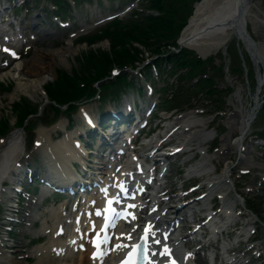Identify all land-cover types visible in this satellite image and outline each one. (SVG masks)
I'll return each mask as SVG.
<instances>
[{"label":"rangeland","instance_id":"1","mask_svg":"<svg viewBox=\"0 0 264 264\" xmlns=\"http://www.w3.org/2000/svg\"><path fill=\"white\" fill-rule=\"evenodd\" d=\"M19 1L21 0H17L16 2ZM25 1L21 7H12L11 3L7 4L5 0H0V24L4 26V29L11 26V24H8L11 23V18L16 23L18 22L23 28V40H21L23 42L18 45V51L20 52L19 58L14 59L8 65H4L0 61V66H2V68H0V122L4 124V118H6L4 116L6 115L9 121H11L8 123L11 129L13 127L12 120L14 119V111L10 108L13 102L16 100H24L25 103L33 105L37 103V101H43L44 103L45 96L42 93L41 88L45 82L53 78V73L55 74V69H57V67L66 72H72L81 67V64H79V58L85 53H88L89 47L94 49L100 47L108 48L109 43L107 36H101L100 39L89 43H86L85 40L78 39V36L91 35V33L93 34V32L100 29V27L108 20V18H106L107 15L114 13L110 12V10L117 8L115 13L121 18L126 15L124 14L125 12L140 6L142 2L141 0H76L74 5L71 0H66L68 1V5L63 8L64 12H58V14L55 15L56 19L53 20L52 15L55 14L56 11L53 9H48L46 13L40 11L43 4L48 5L50 0H32L31 4H28ZM251 1L250 11L253 12L254 18L245 16V30H247L252 40H254V43L264 51V0ZM126 2H128L127 8L122 7ZM2 6H6V8L3 9ZM51 7L54 8L53 6ZM189 9L191 10V8ZM1 11L3 12L1 13ZM153 11V9L148 10V12L151 13H153ZM143 12H146V10H143ZM4 17L8 18V20ZM243 28L244 25L242 26V29ZM240 40L241 39H239L236 33L231 32L230 37L222 48L205 56L207 57V61H210L211 57H214L213 61L215 67L212 68L211 75L212 80L218 82L215 85L219 86V88H224L225 86H229L230 88L227 93L223 94V100H218V103H220L218 108H222V110L217 111L216 113L208 114L213 109L212 104L210 105L208 101H202V103H200V108L187 109L186 105L180 104L179 108L181 111L177 109L170 110V112L162 111L160 110L161 106L159 98H162L165 95V92L159 90L158 87L166 85L168 80L166 81L163 75L155 76L152 77L151 80H147L151 83L152 89H154L151 97L157 100V106L152 114V119L149 120V125L152 128L154 124L157 123V118L168 116L171 111H173L170 119L161 123L165 127L163 130H166L172 124H181L179 128L181 133L175 135V140H178L175 141V143L181 144V142L185 140L183 146L190 149L182 154L172 155V157L167 160L169 165L173 162L172 167L170 166L169 170L166 171L169 178L164 179V177H162L161 181L165 180L163 182L166 184L167 181L172 183L173 185H171V187L172 189L175 188V193H180L187 188L186 186L188 184H193V182H191V179H193L191 178L193 173L188 172L187 169L192 166L191 164H194L199 160L200 153L198 152L203 151L205 153V162L212 168L207 167L214 170L215 173L212 172L199 181L206 182L208 177L211 178L214 175H219L220 171L226 167L227 175L225 181L220 182L219 193L225 194L227 200L231 201V207L234 214H240L236 216L238 224L235 232L231 235H220L216 232L208 233L203 237L202 241L204 246L198 248L194 260L195 264L196 261L199 264H208L206 261L209 259L213 264H221V260L218 261V258L223 256V253L221 252L222 243H225L226 246L233 247L234 253H231L230 256H240L239 259L241 264H264V135L262 136V139L259 140L255 139L253 135V132L258 131L259 129L264 130L262 128L264 127V84L262 83L263 86L258 88V73L256 72V67L258 65L259 68V64L254 61L256 58H254L252 53L249 52L247 44H243ZM38 50L52 52L51 56L54 61L50 62L52 68L50 67L45 71L43 76L41 75L42 77L40 76V83H42L40 87L38 85H27L25 90H22L18 87L17 77L25 79V76H21V74L20 76H17V73H12L11 70L16 61L30 58L34 52ZM58 50L64 51L61 53L63 56L58 57V55L55 54ZM2 56L3 55L1 54L0 59H2ZM227 64L233 66L231 73H229V70L227 69ZM234 72L240 75L233 76L232 73ZM262 78H264V74H262ZM140 83L142 86V82ZM257 88L259 89L258 97H262V103H259L252 121H250L245 127H242L241 124H237L235 133L233 132L234 134L231 133L228 135V125L231 124V122L234 123L235 120L238 119V115L239 118L242 119L247 112H250L254 108L253 98L256 95ZM135 93L136 91L132 90L133 98H135ZM145 98L146 94L144 93L141 99ZM85 102L83 103L84 107L88 110L94 109V102ZM233 111H237L238 115L232 116L231 112ZM182 114H190L191 118L189 117L188 120L191 121L192 119V121H194H191L192 123H198L200 125L198 126L199 132L197 135L189 138L187 130H181L182 126H187L185 125L186 122H177L174 120V117ZM33 117L35 116H30V119ZM59 119L64 123V127L65 124L68 123V128H66L65 132H70L81 122L77 109L70 119L67 120L63 115L59 116L56 121ZM40 126L44 125H41L39 120H34L33 126L28 127L26 133L22 132V137L24 139L23 152L19 155V161L28 162L30 156L34 155L33 140L35 139V132ZM257 127H259V129L256 130ZM162 131L160 126L156 128L157 134H159V132L162 133ZM204 132L207 133V136L203 137L202 135L205 134ZM5 134L0 133V139L8 135L5 136ZM50 135L51 137L60 136L61 133L54 130L50 131ZM151 135L153 134H148L147 139H149ZM71 138H67L69 143ZM221 140H227L232 143L231 150H229L227 154L225 152L219 154L220 150L225 146L224 142ZM144 142L145 140L138 139L136 145L141 147ZM240 148L243 149L240 150ZM141 151L146 152V149H141ZM191 152L193 153V156L182 163V160L189 157ZM239 156H241V160H238ZM241 170H247V173L242 174L240 173ZM178 172H180V174ZM187 179L188 181H186ZM180 184H182L183 188L180 187ZM201 184L203 186V183ZM180 188L182 190H179ZM212 189L208 188V191ZM2 194L5 195L6 193L3 192ZM246 198H252L255 201L254 210L258 213L260 219L255 217L253 212H250V210L244 206ZM218 201L220 202V198ZM52 202L54 201L47 198L42 202L43 205H38L39 211L37 215L40 219L39 223L46 217V215H44L46 213L45 206H50ZM58 202H65V200H59ZM19 204L21 205L22 202ZM26 206L29 210L34 209L29 205ZM195 207L199 210L197 204ZM218 207H220V203L215 206V210L218 209ZM1 209L2 206H0V213ZM203 212H205L204 208L199 211V214L202 215ZM185 223L188 224L192 222L186 221ZM25 227L27 228V232L23 233L22 236L21 233H18L12 237L14 239V246L12 247L14 250H9L8 255L11 254L13 256H18L21 252L28 254L31 248L34 247L32 245L39 243V241H36L30 245V243L27 242L33 234L39 232V224H32L31 227L26 225ZM190 227L191 226L186 227V230H189ZM252 228L255 229V232L252 234V239H255L253 241V249L251 252H248L249 250L244 252V243L241 244L237 240H242L245 238V235L243 233L237 235V232L244 230L249 233V229L251 231ZM14 229H19V227H14ZM177 231L184 230L178 228ZM198 236V234L190 235L191 238ZM195 244L196 243L191 244V242L188 241L184 243V245L191 247H195ZM257 252H259L260 255L257 258H254V255ZM31 259V264L37 261L33 257H31Z\"/></svg>","mask_w":264,"mask_h":264},{"label":"bare ground","instance_id":"2","mask_svg":"<svg viewBox=\"0 0 264 264\" xmlns=\"http://www.w3.org/2000/svg\"><path fill=\"white\" fill-rule=\"evenodd\" d=\"M250 5L251 0H199L198 3H196L193 7V12L190 14V16L187 19V23L185 24L184 28L181 30V34L178 38V43L187 47L193 48L197 54L201 55H208L211 54V52L216 51L217 49H220L224 46L227 39L230 37L231 32L236 33L238 37H242L243 40L246 41L248 48L250 49V52L254 54V61L259 64V72H258V88H261L263 86L264 78H262L261 68H263L264 73V51L259 48L256 43H252L249 41V39L245 36V31L242 29V26L245 24V16H249L251 18H254L253 12L250 11ZM240 8V10H239ZM236 9L239 10V16L237 18L236 16ZM241 39V38H240ZM64 51L58 50L55 54L58 55V57L63 56L61 53ZM51 51H36L30 58H24L23 60L16 61L15 65L13 66V69L11 70L12 73H17V76H25L24 78L17 77V84L18 87L22 90H25V87L27 85H38L41 86L42 83H40V78L43 76L45 71L49 69L51 66L50 62L53 61L51 56ZM54 62V61H53ZM55 64V63H54ZM52 68V67H51ZM42 75V76H41ZM41 76V77H40ZM257 88L256 95L253 98V109L250 112H247L242 119L239 118L238 112L233 111L231 112L232 116L238 115V119H234L235 122H231V124L228 125V132L227 134L230 135L231 133H235L236 131V125L241 124L242 127H245L247 124L252 121L256 109L258 108L259 103L261 102L260 98L258 97L259 89ZM78 111H82L83 114H85V119L87 118L90 120L91 125L101 128L99 124H97L95 121H91L90 117L88 116L87 112L84 110V105H81L79 107ZM124 117V116H122ZM190 117L189 114L187 115H181L174 117V120L177 122L185 121L187 126H182L181 130H187L189 133V138L193 137L198 134V126H200L198 123H192L194 121L188 120ZM191 118V117H190ZM234 118V117H233ZM236 118V117H235ZM196 122V121H195ZM230 123V122H229ZM64 123L59 119L58 121L50 124L48 127L40 126L37 128L35 132V146L34 149L43 151L42 157L44 160H47V175L48 178L51 179L53 176H55L54 180H51L52 183L62 186L64 182H67L72 175L70 174L68 167H70V159H76V161L79 162L80 166L84 167L85 161L82 158V150H81V144L78 143L77 146L71 147V142L69 143L67 141L68 137H72L77 139V128H74L70 132H61V135L51 137L50 131H54L56 129H62L64 126ZM174 124L170 125L172 127ZM181 124L177 126L176 134L181 133L179 131ZM170 127L168 129H170ZM200 128V127H199ZM167 129V130H168ZM240 129V128H239ZM63 130V129H62ZM167 130H164L163 134ZM241 130V129H240ZM23 130L15 129L11 131L4 139H0V193L4 191L7 186H4L2 182L5 181L8 171L14 170L16 174L22 173L21 170L13 165L21 164V161H19L20 156L23 152V137H22ZM233 133V134H234ZM68 136V137H67ZM100 138H108L109 133L108 131L99 132L97 134ZM176 137V136H175ZM179 137V136H178ZM182 137V136H181ZM71 138V140H72ZM229 138V137H228ZM188 139V138H187ZM74 140V139H73ZM116 140L121 141L122 143L125 142V138L123 137L122 132H116L113 134L112 142L115 143ZM163 139L159 138H153L150 137L147 142H144V148L139 147L137 148L138 151L141 149H148V147H154L152 151H155L156 148L160 145V142ZM181 140V139H180ZM178 141V140H176ZM224 142L225 146L222 150H220L219 154L221 152L228 153L229 150H231L232 143H230L227 140H221ZM185 140H183L180 143H177L178 145H181L182 149H186L183 147ZM119 148L114 149L113 151H110V154L107 155L108 160L111 161L114 158L119 156L120 151ZM190 150V149H188ZM35 151V150H33ZM57 151L62 152L63 155L66 157L64 161L58 162L57 160ZM177 151H171L170 153L166 154L164 156L165 159L172 157V155H176ZM200 157L197 162L194 164H191L192 166L188 168V171H194L195 169H201L200 163L206 164V167L208 164L205 162V153L203 151H200ZM191 155L189 157H186L183 159H189L191 156H193V153H190ZM142 156L144 158H148L149 154L142 153ZM70 158V159H69ZM164 159V160H165ZM159 160V159H158ZM238 160H241V156H239ZM182 161V162H183ZM100 163H102L100 161ZM107 162H105L103 166H107ZM133 164V161L129 160L127 165V171L131 168V165ZM154 167V164L152 165ZM210 167V166H208ZM104 167H100L99 165H95L94 169H103ZM145 172L150 174V167H145ZM212 168V167H210ZM209 173L208 169L199 172L198 175L200 176H206ZM227 168H223L220 171V175H218L217 178H214L213 180H208L207 186L208 188H217L218 182L225 181ZM61 175V176H56ZM66 176V177H65ZM149 176V175H148ZM90 178L89 173H87L86 176H78L77 178V187H75L73 192L80 193V195H83L85 193V190L87 189V183L90 182L88 180ZM146 178V176H145ZM144 179V178H143ZM147 179V178H146ZM161 179V177H160ZM50 182V181H49ZM145 184H148L147 180L143 181ZM158 186L156 187L155 192H159L163 189V182L158 181ZM172 184V183H171ZM156 185V184H155ZM173 185V184H172ZM78 186H82V189L79 190ZM148 186V185H147ZM199 188H201V185H198ZM8 188L10 189L11 186L9 185ZM44 188H42L40 191H38L37 195L34 199H30L28 201L29 204L33 205V207H36L38 205V202H40L41 197L45 195L43 192ZM149 192L145 193V197L147 196L149 199H153L152 203H157L159 201L158 197L155 194H151V196H148ZM93 193H90L89 196H85L80 201V207L79 210L74 213L76 210V203L73 201L68 202H57L52 203L50 206H45L46 217L42 219V221L39 224L38 231L44 232L46 237L44 236L43 241L40 240L38 244L32 245L34 247L31 248V250L28 252V257H33L35 260V263L33 264H94L91 259L86 257L85 252L78 250L77 253H72L73 251L71 249V237L70 236V228L69 224L72 221L77 222L78 218L81 220L85 219L88 213L91 212L93 206L97 205V193L95 195H91ZM184 193H175L169 194L167 197L168 199H171L174 202L170 203V206H166L165 209L171 210V215L173 218L171 219H180L182 220V217H186L190 221H195L196 218H199L198 214L196 213L195 209H192L190 205L193 202H196L198 199L197 197H183ZM186 195H189V193H186ZM223 201V204L226 205V207L231 206L230 203L227 202V198H224L223 196L220 197ZM212 200H207V202H210ZM188 205V206H187ZM150 207V206H149ZM185 208L188 209L187 213L185 212ZM147 209V208H146ZM163 209V208H161ZM37 211L34 209L31 214L22 215V219H26L31 223L33 220L37 218ZM233 213L229 212L228 217L232 216ZM151 219L157 221L158 223H163L165 221V217H154L152 216ZM169 219V220H171ZM168 220V221H169ZM172 220V221H173ZM228 220L225 219L222 224L226 223ZM167 224L170 223L166 222ZM220 225V224H219ZM218 225V226H219ZM194 230V229H193ZM191 230V231H193ZM200 236H202V232H199ZM189 233L186 232V234H180L176 235L175 238L172 240V243L175 248V252L179 250L178 248V241L180 239H183ZM66 236L65 239H63V236ZM2 239H0V264H31V260L26 259L24 257L23 252L21 254H18V256H13L11 254L8 255L9 250L5 249L2 244ZM10 243L14 246V239L10 238ZM195 253V251L193 252ZM26 255V254H25ZM76 256L77 262L73 263V261H70L71 258ZM231 264H241L239 257L232 256L231 260L228 262Z\"/></svg>","mask_w":264,"mask_h":264},{"label":"trees","instance_id":"3","mask_svg":"<svg viewBox=\"0 0 264 264\" xmlns=\"http://www.w3.org/2000/svg\"><path fill=\"white\" fill-rule=\"evenodd\" d=\"M147 8L157 11L152 14L143 12L140 15L132 14L121 19H113L103 24L96 32L86 36H79L78 39L85 40L86 43L100 39L101 36L108 37V48L100 47L98 49L90 48L88 53L81 56L79 64L81 67L72 72H66L57 67L56 76L47 81L43 86L45 94L52 100L49 109L52 110V117L56 116L60 105L65 104L64 110L69 113L72 110L75 100L82 97L92 96L96 92L93 82L102 79L108 73V68L112 64L117 66L132 65L136 58H140V48L135 44L142 45L150 51V54L165 52L168 43H173L177 36L179 28L184 24V20L189 13V4L192 0H145ZM55 3H58L55 0ZM167 43V44H166ZM162 47V48H161ZM167 60L174 65L185 67L184 72L178 74V79L190 77V74L199 75L204 72L203 60L187 56L182 49L178 56L168 54ZM233 69V68H232ZM125 74H119L113 80L104 79L98 83L101 91L113 92L108 88L115 89L125 82ZM198 82L190 84H177L174 87L173 97L179 100L182 96H195L196 93L210 94V79L199 77ZM107 81V82H105ZM114 86V87H113ZM202 86H205L203 88ZM215 92V91H213ZM212 92V93H213ZM200 94V95H201ZM215 102L217 99L213 98ZM17 123L21 124L27 114L35 112V105L25 103L24 100L15 101L11 104ZM44 114V113H43ZM46 116V115H45ZM44 118L47 121L53 118ZM5 123H0V129L4 130Z\"/></svg>","mask_w":264,"mask_h":264},{"label":"snow or ice","instance_id":"4","mask_svg":"<svg viewBox=\"0 0 264 264\" xmlns=\"http://www.w3.org/2000/svg\"><path fill=\"white\" fill-rule=\"evenodd\" d=\"M4 51L7 52V51H9V50H8V49H4ZM11 54H12V55H15L14 53H11ZM153 211H155V209H153ZM145 231H147V229H145ZM166 254H167V249H165L164 251H161V252L159 253V255L162 256V257L165 256ZM152 255L155 256V255H157V253H153ZM173 264H174V262H173Z\"/></svg>","mask_w":264,"mask_h":264},{"label":"water","instance_id":"5","mask_svg":"<svg viewBox=\"0 0 264 264\" xmlns=\"http://www.w3.org/2000/svg\"><path fill=\"white\" fill-rule=\"evenodd\" d=\"M239 10H240V8H239ZM239 10L236 9V13H240Z\"/></svg>","mask_w":264,"mask_h":264}]
</instances>
